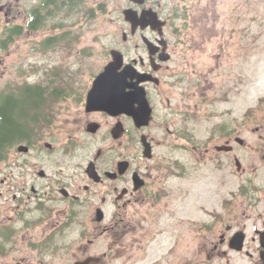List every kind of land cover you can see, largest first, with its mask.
<instances>
[{
	"label": "flooded vegetation",
	"instance_id": "obj_1",
	"mask_svg": "<svg viewBox=\"0 0 264 264\" xmlns=\"http://www.w3.org/2000/svg\"><path fill=\"white\" fill-rule=\"evenodd\" d=\"M128 1L138 22L125 20L129 31L95 73L54 64L50 80H22L17 92L0 87V264H264V175L237 193L225 177L204 207L189 197L184 156L199 143L186 126L197 108L184 86L187 38L174 26L177 12L163 13L159 0ZM35 8L43 15L52 6ZM71 40L55 32L40 44L71 48ZM112 50L121 87L110 112L88 94ZM221 129L223 141L206 149L219 168L248 147L233 128ZM253 131H261L264 170V128Z\"/></svg>",
	"mask_w": 264,
	"mask_h": 264
},
{
	"label": "rangeland",
	"instance_id": "obj_2",
	"mask_svg": "<svg viewBox=\"0 0 264 264\" xmlns=\"http://www.w3.org/2000/svg\"><path fill=\"white\" fill-rule=\"evenodd\" d=\"M39 1L0 2L6 5L0 12V30L13 24L25 25L30 10ZM159 2L163 13L169 9L177 12L174 26L180 27L187 38V63L191 65H187L184 86L188 89L187 103L197 108L186 126L193 129L199 145L198 150L187 151L184 157L189 197L196 202L201 197L204 207L225 177H229V186L237 193L245 179L257 177L259 183V177L264 175L259 152L263 144L259 139L261 131H253L257 126L264 128V0ZM128 4V0H82L69 13L66 8L55 12L42 28L25 29L7 49L0 48L1 90L17 92L22 80H50L54 64L86 65L95 73L105 63L106 49L117 43L121 32L129 31L123 17ZM66 31L73 33L71 48L64 46L65 41L41 46L48 35ZM83 48L87 49L85 54ZM247 114L250 130L244 124ZM221 128H233L248 145L238 146L235 151L240 171L234 162L219 168L218 159L206 153L216 141H223L221 133L225 131ZM189 207L196 209L198 205Z\"/></svg>",
	"mask_w": 264,
	"mask_h": 264
},
{
	"label": "water",
	"instance_id": "obj_3",
	"mask_svg": "<svg viewBox=\"0 0 264 264\" xmlns=\"http://www.w3.org/2000/svg\"><path fill=\"white\" fill-rule=\"evenodd\" d=\"M135 3H142L143 0H130ZM136 12L131 9V8H126L123 10V15L126 21L130 22L132 26L136 25L138 20L135 16ZM156 19V18H155ZM153 18L151 19V25L156 23L157 21ZM115 52L112 50V61L109 62L104 70L98 74L94 80V84L88 94V103L90 104H99L103 109L107 111H113L116 108V103H115V89L118 87H121V85H118L119 82L117 83V77L114 76L113 71L115 70L114 65L119 62L115 56ZM118 104V103H117ZM136 122L138 124H145L148 119L145 117L142 113H139L138 115L135 116ZM239 142L241 140L238 139ZM235 165L237 169L240 168V162L236 160Z\"/></svg>",
	"mask_w": 264,
	"mask_h": 264
},
{
	"label": "trees",
	"instance_id": "obj_4",
	"mask_svg": "<svg viewBox=\"0 0 264 264\" xmlns=\"http://www.w3.org/2000/svg\"><path fill=\"white\" fill-rule=\"evenodd\" d=\"M3 0H0L2 2ZM43 5L40 4L37 7L45 8L46 6H52L51 9H48L46 14H39L35 10L37 8H32L30 10L31 19L26 22L25 25L13 24L9 26H4L0 30V48L7 49L9 45L14 41L16 36H19L23 33L25 29L28 30H38L44 26L48 17H51L57 11H61L69 6V10L77 7L82 0H42ZM264 102V98H263ZM6 134L2 127H0V154L2 153V147L5 144Z\"/></svg>",
	"mask_w": 264,
	"mask_h": 264
}]
</instances>
